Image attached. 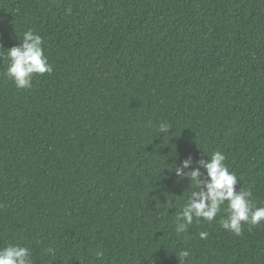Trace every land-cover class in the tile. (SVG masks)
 Returning <instances> with one entry per match:
<instances>
[{
    "label": "trees",
    "instance_id": "1",
    "mask_svg": "<svg viewBox=\"0 0 264 264\" xmlns=\"http://www.w3.org/2000/svg\"><path fill=\"white\" fill-rule=\"evenodd\" d=\"M28 30L53 70L18 89L7 49ZM215 151L264 207V0H0V249L32 264H179L185 249V264H264V221L235 235L226 205L175 231L183 173L205 181Z\"/></svg>",
    "mask_w": 264,
    "mask_h": 264
},
{
    "label": "clouds",
    "instance_id": "2",
    "mask_svg": "<svg viewBox=\"0 0 264 264\" xmlns=\"http://www.w3.org/2000/svg\"><path fill=\"white\" fill-rule=\"evenodd\" d=\"M70 13L71 9H67ZM42 38L32 30L25 31L23 38L18 46L7 49L9 60L4 75L10 79L18 89H26L31 86L34 74H45L52 72V66L48 63L42 48ZM170 126L161 123L159 131L166 133ZM208 157V156H207ZM225 156L215 151L207 160L199 161L207 174L205 181L199 180V169H193L190 173H183L189 176L193 190L190 199L183 206L176 217L175 231L177 234L185 233L194 221L200 220L211 223L221 211V206L226 205L224 211L226 216L220 220V225L235 235H240L242 224L256 226L264 221V207H255L250 200V192L237 191V177L230 172L224 163ZM192 161H183L182 167H190ZM181 168H176V175L180 176ZM208 233L200 232V239H205ZM97 257H102L104 253L97 251ZM188 250L178 252L179 264H185L190 257ZM0 264H32L29 249L18 245H9L0 249Z\"/></svg>",
    "mask_w": 264,
    "mask_h": 264
}]
</instances>
